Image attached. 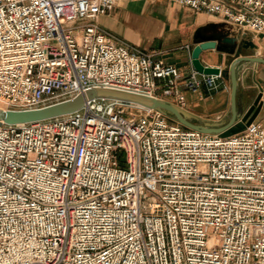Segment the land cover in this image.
<instances>
[{
  "label": "built area",
  "instance_id": "built-area-1",
  "mask_svg": "<svg viewBox=\"0 0 264 264\" xmlns=\"http://www.w3.org/2000/svg\"><path fill=\"white\" fill-rule=\"evenodd\" d=\"M171 2L264 39V0ZM116 3L0 0V110L92 88L182 107L183 88L227 87L101 29ZM0 264H264V117L222 138L92 99L44 121H0Z\"/></svg>",
  "mask_w": 264,
  "mask_h": 264
},
{
  "label": "crops",
  "instance_id": "crops-1",
  "mask_svg": "<svg viewBox=\"0 0 264 264\" xmlns=\"http://www.w3.org/2000/svg\"><path fill=\"white\" fill-rule=\"evenodd\" d=\"M98 26L121 41L150 53L154 60L173 65L188 74L191 68V51L196 35L204 40L237 37L251 41L254 50L242 49L243 56H258L264 59V39L260 35L241 34L233 27L214 16L198 14L171 0H117L115 8L98 20ZM188 45L187 51L181 47ZM226 54L214 50L204 51L200 61L204 66L224 69L228 60ZM235 99H241L248 108L261 94L262 108L257 120L264 117V63L242 62L236 67ZM227 87L208 93L205 88L191 93L182 89V108L209 122L225 125L231 118V84L224 79ZM158 96L177 103L170 96Z\"/></svg>",
  "mask_w": 264,
  "mask_h": 264
},
{
  "label": "water",
  "instance_id": "water-1",
  "mask_svg": "<svg viewBox=\"0 0 264 264\" xmlns=\"http://www.w3.org/2000/svg\"><path fill=\"white\" fill-rule=\"evenodd\" d=\"M193 41V49L191 55V68L204 75L221 74L223 79L229 80L231 84V118L225 125H218L209 122L197 115H193L176 104L156 98L146 96L140 93H131L124 90H116L111 88H92L85 94H78L71 100L59 102L58 104L46 106L42 109L28 111H4L0 110V121L8 125L28 124L29 122L44 121L59 117L60 115L70 114L81 109L85 103L92 99L111 100L123 102L126 104L137 105L147 110H154L169 117L172 121L193 131H200L205 134H218L222 138L241 133L242 130L252 122H254L262 108L261 94L256 95V99L246 108L245 103L241 99H235L236 93V67L242 62L264 63V59L258 56H243L242 49L256 48L251 41L240 39L237 37H224L217 39L204 40L201 36L196 35ZM214 50L219 54H226L228 58L225 68L207 67L200 61V55L204 51Z\"/></svg>",
  "mask_w": 264,
  "mask_h": 264
},
{
  "label": "rangeland",
  "instance_id": "rangeland-1",
  "mask_svg": "<svg viewBox=\"0 0 264 264\" xmlns=\"http://www.w3.org/2000/svg\"><path fill=\"white\" fill-rule=\"evenodd\" d=\"M128 114H135V111L134 110H129Z\"/></svg>",
  "mask_w": 264,
  "mask_h": 264
}]
</instances>
